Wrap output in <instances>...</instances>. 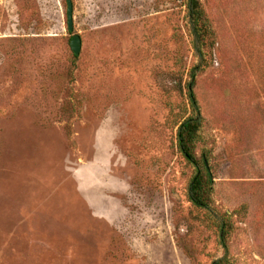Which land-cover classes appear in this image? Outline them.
I'll return each instance as SVG.
<instances>
[{
	"label": "rangeland",
	"instance_id": "obj_1",
	"mask_svg": "<svg viewBox=\"0 0 264 264\" xmlns=\"http://www.w3.org/2000/svg\"><path fill=\"white\" fill-rule=\"evenodd\" d=\"M72 1L74 32L67 0H0V264H212L219 232L177 141L188 0ZM200 1L217 43L197 155L236 264H264V0Z\"/></svg>",
	"mask_w": 264,
	"mask_h": 264
},
{
	"label": "trees",
	"instance_id": "obj_2",
	"mask_svg": "<svg viewBox=\"0 0 264 264\" xmlns=\"http://www.w3.org/2000/svg\"><path fill=\"white\" fill-rule=\"evenodd\" d=\"M188 25L191 45L196 63L190 70V81L187 84L188 97L193 115L179 127L178 146L187 163L193 168L194 175L189 185V199L195 208L203 211L216 224L220 245L224 254L212 264H236L230 252V238L234 232L232 215L219 211L214 203V178L208 165L207 156L200 159L197 147L201 142L204 118L198 98L195 94L198 77L214 63L216 35L211 20L200 0H188Z\"/></svg>",
	"mask_w": 264,
	"mask_h": 264
},
{
	"label": "water",
	"instance_id": "obj_3",
	"mask_svg": "<svg viewBox=\"0 0 264 264\" xmlns=\"http://www.w3.org/2000/svg\"><path fill=\"white\" fill-rule=\"evenodd\" d=\"M67 19H68V29L70 32H74V4L72 0H67ZM83 42L80 35H75L71 40V49L76 56H79L82 52Z\"/></svg>",
	"mask_w": 264,
	"mask_h": 264
}]
</instances>
